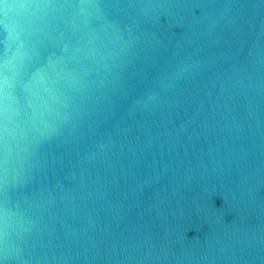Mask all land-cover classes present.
<instances>
[{"label": "water", "instance_id": "water-1", "mask_svg": "<svg viewBox=\"0 0 264 264\" xmlns=\"http://www.w3.org/2000/svg\"><path fill=\"white\" fill-rule=\"evenodd\" d=\"M0 264H264V0H0Z\"/></svg>", "mask_w": 264, "mask_h": 264}, {"label": "clouds", "instance_id": "clouds-1", "mask_svg": "<svg viewBox=\"0 0 264 264\" xmlns=\"http://www.w3.org/2000/svg\"><path fill=\"white\" fill-rule=\"evenodd\" d=\"M7 215V214H6Z\"/></svg>", "mask_w": 264, "mask_h": 264}]
</instances>
